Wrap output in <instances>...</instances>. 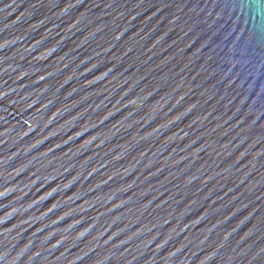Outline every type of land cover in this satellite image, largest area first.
<instances>
[{"label":"water","instance_id":"water-1","mask_svg":"<svg viewBox=\"0 0 264 264\" xmlns=\"http://www.w3.org/2000/svg\"><path fill=\"white\" fill-rule=\"evenodd\" d=\"M0 264H264V0H0Z\"/></svg>","mask_w":264,"mask_h":264}]
</instances>
